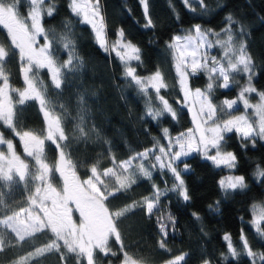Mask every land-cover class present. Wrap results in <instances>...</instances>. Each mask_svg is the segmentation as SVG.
Listing matches in <instances>:
<instances>
[{
  "label": "trees",
  "instance_id": "obj_1",
  "mask_svg": "<svg viewBox=\"0 0 264 264\" xmlns=\"http://www.w3.org/2000/svg\"><path fill=\"white\" fill-rule=\"evenodd\" d=\"M98 1L109 39L123 32L139 49L140 59L135 62L138 74L159 72L166 87L159 95L154 89L141 91L125 76L124 62L101 47L92 26L72 11L71 0H44L42 25L50 51L60 64V88L55 87L47 69L36 72L45 93V107L60 119L65 136L60 144L47 141L50 162L54 163L63 150L77 175L86 179L95 168L105 172L133 157L136 165L140 164L138 154L153 149V155L158 144L166 143L164 129L172 135L186 132L192 120L184 105L170 42L196 25L216 31L230 28L250 58L256 89L264 93V0H200L192 7L185 0ZM0 3L13 7L22 18L33 8L32 0ZM0 48L6 52L2 65L9 83L14 91L24 89L20 50L2 24ZM189 77L192 88L208 83L203 72ZM237 95L236 85L213 89L215 121L224 122V99ZM159 96L170 102L175 118L166 113L154 119L148 113L150 106L161 107ZM15 124L17 129L43 131L45 117L37 100L17 106ZM0 130L18 145L12 127L0 124ZM223 136L224 149L236 158L231 171L243 176V188L224 192L219 179L226 169L194 151L178 162L189 195L185 201L179 192L172 191L175 177L145 159L142 163L150 177L137 172L130 187L114 182L112 195L104 191L105 205L120 212L116 219L119 236L109 239L108 250L98 248L94 263L119 264L129 256L141 264H170L183 256L179 264H255L246 253L245 241L252 252L264 257V221L259 230L250 222L253 203L264 199V176L258 181L254 177L255 170L264 171V141L256 140L252 145L235 130ZM33 184L31 178L10 179L0 174V220L30 205ZM157 189L164 195L148 213L145 198L154 200ZM133 204L136 207L132 208ZM161 224L165 232L160 231ZM7 230L0 232V264H87L79 253L62 244L56 246V235L49 228L25 239ZM225 233L231 236L235 256L223 238ZM257 264H264V259Z\"/></svg>",
  "mask_w": 264,
  "mask_h": 264
},
{
  "label": "rangeland",
  "instance_id": "obj_2",
  "mask_svg": "<svg viewBox=\"0 0 264 264\" xmlns=\"http://www.w3.org/2000/svg\"><path fill=\"white\" fill-rule=\"evenodd\" d=\"M43 1L44 0H32L33 8L30 11L29 16L26 18L20 17L13 7L6 6L0 3V24L6 27V29L9 31L13 41L17 44L21 55H32L36 58H39V50L44 47L49 48V54L51 55V61L53 64V74H56L55 70L59 69V74L57 78L60 82V64L50 51V41L45 37L42 25L41 4ZM76 2L80 4L90 5V7L87 9L89 18H95L97 21H100L101 6L98 0L94 2H92L91 0H76ZM199 2L200 0H187L186 3L189 7H192L196 6V4ZM72 3L73 0H71V5ZM96 10H98L99 15L93 17V13ZM77 15H79L84 21L83 12ZM196 26H194L193 28H189L187 31L180 35H177L182 38L181 44H183V38L189 36H196ZM199 28L200 31L204 33L206 37L204 46L199 49V55L201 57H206V63L208 68L214 66V58L216 61L215 66L217 68H219L220 66H224L225 69H227V58L225 57L226 49L224 46H222V44L217 43V41L225 40L227 38L228 33L230 32L233 37L234 46L239 47V45L242 43L234 39L230 28L225 27L219 31L202 28L200 26ZM120 33L118 34V37L116 39H109L107 35L106 25L103 22V36L105 40V45L103 48L106 51L114 55H116L117 51H120L123 54L125 52V49L117 45V41H120L121 44L130 43L138 49V47L130 40L126 39L124 35L123 37H121ZM177 36H175L174 39L170 42V45L175 42V38ZM197 43H199V41H197ZM209 43L211 44V47H208ZM21 50H23V52ZM172 50L174 52L175 63L177 64V56L179 55V53L175 52L174 49ZM188 51H191V48H189ZM0 52L5 51L0 48ZM5 57L6 52L5 56L0 58V88L4 87V79L5 77H7L8 96L10 99L6 97L4 101L5 106L0 109V111L3 112V120H0V124L2 126L6 125L12 127L14 129L13 132L18 141V145H16L15 140L7 138L0 130V174L5 178L10 179L26 180L27 178H31L32 182L34 183V187L32 188L33 192L30 199V205L23 207L22 209H19L16 213H13L1 219L0 232H3L8 229L7 231H9L10 234L12 233L18 239H25L34 233L49 228L56 235L54 239L56 246L62 244L66 247L68 251L70 249V251L72 252L75 251L79 253L82 258L85 259L87 264H95V254L98 248H101L102 250H108L109 239L113 237L118 238L119 236L118 230L116 229V219L120 212L112 211L110 207H107V205H105L104 202L106 201L107 193L105 195L104 191L108 190V195H112L113 192L111 191L113 190H111V187L114 182L117 184V186L122 187L121 182L123 177L129 175L130 172L135 169L137 162L136 160H133L132 167L128 170V172H125L121 167L111 168L105 172H101L97 168H95L92 171V175H90L86 179H83L77 175L74 170L73 163L68 159L66 153L63 150H60L54 163L50 162L46 158L47 141L60 144V142L64 139L65 136L60 119L56 115L48 111L45 107V93L41 88V78L39 77L38 72H36L41 69L37 68L34 64L29 66L26 57H21V61L23 63V77L24 68L30 67L31 70L28 73L29 78L34 81L37 89L43 94V113L45 117V128L43 129V131L40 132L36 130L17 129L15 124V114L17 106L20 104L19 93L27 89V84L25 82L26 85L24 89H17L14 91L13 87L8 81V76L2 65V59ZM123 62L126 68H134L135 75L144 81H147L149 77H152L156 73L155 72L147 75H140L138 74L137 69L135 67L136 60ZM187 71L189 72L190 76V68L187 69ZM199 72H203L205 74L208 83L203 88H192V86L190 85V77L188 76V87L192 93L193 98L195 97L196 90L199 89L201 93H203L211 102L213 89L215 87L224 88L222 87L223 79L219 76L218 73H209L206 69H200L197 71V73ZM125 76L135 82L131 77L127 76L126 74ZM229 76L230 80L228 87L236 85L238 88V95L235 97L224 99V101H236V104L233 106L232 109H227L224 105V121L228 119H233L237 116H244L247 119L248 123L252 125L253 129L256 130V133H258L259 116L257 115L256 106L261 103H264V101H261V94L263 92H259L254 85V75L251 61L249 72L229 71ZM209 83L213 85L211 90H209L207 87ZM249 87L255 89V91H249L244 93V99H246L248 101V104L251 105V107H245L244 101L240 98V93L245 88ZM149 89L153 88L149 87L147 91ZM16 96L18 97V99H16ZM2 99L3 97L0 96V100ZM164 99L167 100L166 98ZM28 100H26L25 102H27ZM167 102L172 108V110L175 112L170 102L168 100ZM184 105L188 107V110L190 106L192 107V110H189L192 125L188 128L186 132L181 134H185V139H187V133L189 129H191L196 139H198L199 132L197 131V124L200 123V120L205 119V117L203 116H201L200 119H194L195 113L198 112L200 109V103H193V99H190L186 103L184 98ZM39 106L41 107L40 104ZM149 108L153 109L154 111H160L163 109V104L161 103V107L159 108H155L153 106H150ZM238 108L240 109L236 111L235 109ZM166 113L168 112L163 111L161 116ZM161 116L156 117L154 119H158ZM215 123L222 125L223 121H215ZM211 126H214L212 121H207L205 124L201 125V127ZM181 134L172 135L168 133V136L166 137V143L158 144L157 151H154L155 153L153 155V149H149L150 151L145 150L149 151V156L147 158H149L151 162L155 165L154 167H156L157 169L159 168V162L155 160V156L162 155L159 152V147L163 146L167 151L168 145L171 142L173 145L171 150L173 152L178 151L179 146L175 142L177 137H180ZM241 137L245 140H248V142L252 145L255 144L256 140L264 141V138H262L258 134H254L253 136L248 138H245L242 135ZM219 151L222 154H226L229 152L233 154L232 151L224 149L223 141H221ZM195 152H199L203 157H205L202 151ZM216 152L217 149L210 148L208 150V155H216ZM182 158L184 157H181V159ZM145 159L141 160V158L139 157L138 162H142ZM209 161L213 163L211 160ZM178 162L179 161H177L174 166H176L177 170L181 173V168ZM214 165L217 166L216 164ZM217 167H222L226 169V172L220 177L219 182L229 176H242L233 173L231 171L233 167L229 168L225 165H219ZM164 169L167 170L173 177H175L167 168ZM260 171L262 170L257 169L254 172V177L257 181L262 178V176L258 175ZM176 183L178 182L176 181ZM239 188L240 187H237L235 189ZM235 189L222 190L224 192H229ZM176 191L179 192V190ZM262 211H264V199L258 202H254L252 206V218L250 222L255 229H257V223L260 227V224L264 221V217H261ZM226 236L230 237V240H232L230 234L225 233L223 235V238H225ZM225 241L229 243L228 240ZM2 248L3 241L0 236V250ZM248 250L250 249L247 246L246 253H248ZM251 257L255 264L263 260V256L258 253H254V255ZM119 264L141 263L129 256H125Z\"/></svg>",
  "mask_w": 264,
  "mask_h": 264
},
{
  "label": "snow or ice",
  "instance_id": "obj_3",
  "mask_svg": "<svg viewBox=\"0 0 264 264\" xmlns=\"http://www.w3.org/2000/svg\"><path fill=\"white\" fill-rule=\"evenodd\" d=\"M2 2V0H0ZM143 3L144 0H141ZM187 2V0H185ZM72 11L74 13L80 14L83 12V19L86 23L91 24L93 30L96 32L97 40L101 47H104L105 40L103 36V22L102 18L100 21H97L95 18H89V14L87 9L90 7V5L87 4H80L77 3L76 0H73V3L71 5ZM145 11H147V6L145 5ZM52 9H49L48 14L51 15ZM99 12L98 10L94 11L93 17L98 16ZM230 19V18H229ZM150 23V22H149ZM120 36L123 37V32L120 33ZM181 37L177 36L175 38V42L170 45L172 49L175 50V52L179 53L177 56V64H176V71L180 77V85L184 92V98L185 102L187 103L190 99H193V103L199 102L200 103V109L198 112L195 113L194 119H200L201 116L205 117V119L200 120V123L197 124V131L199 132V137L196 139V137L193 134V131L189 129L187 133V139H185V134H181L180 137H177L176 144L179 146L178 151H172V143L170 142L168 145V150L161 146L159 147V152L162 155L155 156V160L159 162L160 168H167L174 176L175 180L178 182L172 189V191L179 190V195L183 198V200L188 201L189 195L187 192V189L184 186V180L181 178L180 171L177 170V167L174 166L177 161L181 160V157L189 156L194 151H202L205 158L211 160L214 164L217 166L219 165H225L229 168L234 167V161L235 156L232 153H226L222 154L219 151L221 141L224 140L223 133L225 132H232L235 130L237 133L241 134L243 137L248 138L253 136L254 134L260 135L262 138H264V103H261L256 106L257 115L259 116V131L256 133V130L253 129L252 125L248 123L247 119L244 116H237L233 119H228L223 122V124H216L214 117L216 116V108L213 106V104L208 100V98L201 93L199 89L195 92V97H192V93L188 87V76L189 72L187 69L190 68L191 74L195 75L198 70L200 69H206L209 73H218L220 77L223 79L222 87L228 88L229 86V71L231 72H249L250 71V58L247 56L244 50L243 44H240L239 47L234 46L233 44V37L231 33L229 32L227 35V38L223 41L218 40L217 43L222 44V46L225 47V57L227 58V69H225L224 66H220L217 68L215 66V59L213 58V67L208 68L206 63V57H201L199 55V49L204 46L206 37L204 33L200 31L199 26H196V36L195 37H185L183 38V44H181ZM199 41V43H197ZM117 45L125 49V52L122 54L120 51L116 52V55L120 57L123 61H132V60H139V49H137L132 44H121L120 41H117ZM67 47V44H65ZM208 47H211V44H208ZM191 48V51H188V49ZM23 52V50H21ZM39 58H36L32 55L24 56L21 55L22 58L27 59L29 66L35 65L37 68L44 69L47 68L51 73V79L53 83L55 84V87L57 89L60 88V82L57 78L59 74V69L55 70L56 74H53V64L51 61V55L49 54V48L44 47L39 50ZM5 56V52H0V58ZM44 61V62H42ZM204 61V62H202ZM69 63H71V58L69 59ZM31 70L30 67L24 68V80L27 84V89L25 91H22L19 93V103L23 105L26 100L28 99H35L39 101V104L41 105L42 110L43 109V94L41 91H39L32 79L29 78V71ZM127 76L131 77L137 85L140 86L141 91L144 93H147V89L149 87L153 88L157 95H159L160 89L166 87V85L163 83L161 74L159 72H156L155 75L152 77H149L147 81L142 80L141 78L137 77L135 75V69L132 67L126 68ZM208 89L211 90L213 85L211 83L208 84ZM249 91H255L253 88H245L240 93V98L244 101L245 107H251V105L248 104V101L244 99V93ZM0 96L3 97L2 100H0V109H2L5 104V98L8 99V82L7 77L4 79V87L0 88ZM159 99L161 103L163 104V109L160 111H154L153 109L149 108L148 112L153 117H159L162 115L163 111H167L168 113H171L172 117L175 118L176 113L172 110V108L169 106L167 100L164 99L163 96H159ZM261 101H264V93L261 94ZM224 105L227 109H232L233 106L236 104L235 100H225ZM189 110H192V107L190 106ZM223 110V109H222ZM0 120H3V112L0 111ZM207 121H212L214 126L211 127H201L202 124H205ZM164 136H168V130L164 129ZM210 148L217 149L216 155L209 156L208 150ZM150 151V150H149ZM149 151H145L143 153L138 154L141 160L147 158L149 156ZM136 159V157H133L130 160H126L121 164V168L128 172V170L132 167L133 160ZM166 160V162H165ZM155 166V165H153ZM188 165L185 164L184 171H187ZM142 174L144 177H150L151 172L144 166V164L141 162L140 164L136 165L134 171H132L129 175H126L123 177L121 186L124 188L130 187L133 183H135V179L133 178L136 173ZM260 176H264V171H260L258 173ZM244 178L242 176L239 177H227L225 179H222L219 183L222 189H235L237 187L243 188L244 187ZM161 195H164V193H161L158 189L156 192V196L154 200H149L145 198V203L147 207V212L151 213L153 208L156 207V204L159 201V197ZM136 207L135 204L132 205V208ZM193 215H196L193 213ZM261 217H264V211L261 212ZM169 219H172L169 217ZM257 229L259 230V225L257 223ZM160 231L165 232V226L163 224L160 225ZM166 234V233H165ZM225 240H228V248L229 251L232 252L233 256L237 255L235 250L232 248V244L230 241V237H225ZM161 248L164 247L163 243H161ZM245 248H247V242L245 241L244 244ZM248 256H253L254 253L251 250H248L247 253ZM184 259L183 256H177L175 261H171L170 264H179L180 261ZM264 259V257H262ZM205 264H208V262H205Z\"/></svg>",
  "mask_w": 264,
  "mask_h": 264
}]
</instances>
